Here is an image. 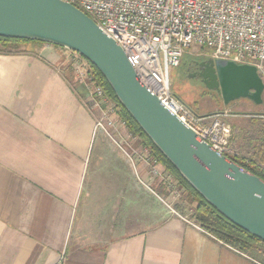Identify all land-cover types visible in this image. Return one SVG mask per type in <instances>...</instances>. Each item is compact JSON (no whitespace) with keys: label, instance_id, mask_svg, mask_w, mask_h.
Listing matches in <instances>:
<instances>
[{"label":"crops","instance_id":"obj_1","mask_svg":"<svg viewBox=\"0 0 264 264\" xmlns=\"http://www.w3.org/2000/svg\"><path fill=\"white\" fill-rule=\"evenodd\" d=\"M75 57L51 45L0 55V264H260L179 210L151 220V196L168 198L148 150L125 126L109 130L120 147L94 129Z\"/></svg>","mask_w":264,"mask_h":264},{"label":"water","instance_id":"obj_2","mask_svg":"<svg viewBox=\"0 0 264 264\" xmlns=\"http://www.w3.org/2000/svg\"><path fill=\"white\" fill-rule=\"evenodd\" d=\"M0 37L58 46L84 58L185 182L231 223L264 241V181L198 142L82 11L61 0H0ZM205 64L206 87L220 89L224 104L239 98L260 103L264 85L254 67L211 59Z\"/></svg>","mask_w":264,"mask_h":264},{"label":"built area","instance_id":"obj_3","mask_svg":"<svg viewBox=\"0 0 264 264\" xmlns=\"http://www.w3.org/2000/svg\"><path fill=\"white\" fill-rule=\"evenodd\" d=\"M61 1L82 11L120 47L142 84L195 133L198 142L226 160L239 156L231 148L232 127L223 119L230 115L193 114L171 95L169 70L179 66L185 49L197 45L209 51V59L254 67L264 79V0ZM76 56L74 78L87 89L92 108L99 113L94 129L120 147L109 133L116 123L125 126L116 105L97 84L88 62ZM146 163L151 178L163 179L154 160L148 156ZM167 189L172 199H180L175 184L168 182Z\"/></svg>","mask_w":264,"mask_h":264},{"label":"trees","instance_id":"obj_4","mask_svg":"<svg viewBox=\"0 0 264 264\" xmlns=\"http://www.w3.org/2000/svg\"><path fill=\"white\" fill-rule=\"evenodd\" d=\"M27 45L34 46L49 44L38 41L0 37V55L16 54L20 52V48L22 46ZM51 46L64 50L58 46ZM88 64L97 84L104 89L107 97L115 103L119 119L124 122V125L129 130L131 136L138 140L142 146L147 148L149 158L156 162L157 168L163 179H160L154 184L153 191L161 197H166L168 195V182H172L180 190V202L192 207L193 214L191 218L195 225L223 246L236 253L248 256L260 264H264V241L250 235L231 223L219 214L213 207H211L193 188L188 185V183L185 182L176 169L167 159H165V157L158 151V149L134 122L132 117L119 104L101 74L94 66L90 63ZM180 65L181 61L179 63V66ZM253 150L252 154L247 157L226 156V158L240 166L243 170L264 181V171L261 169V164L264 159V137L261 138L260 144L253 147ZM175 209L180 210L179 207H175Z\"/></svg>","mask_w":264,"mask_h":264},{"label":"rangeland","instance_id":"obj_5","mask_svg":"<svg viewBox=\"0 0 264 264\" xmlns=\"http://www.w3.org/2000/svg\"><path fill=\"white\" fill-rule=\"evenodd\" d=\"M208 59L209 51L206 48L193 45L183 51L180 61L184 64ZM181 67L183 66L180 65L169 70L171 95L193 114L199 116L213 113L230 115L223 119L231 125L233 130L231 148L238 152L239 157H247L252 154L253 147L260 144L261 138L264 137V90L260 95V103H254L247 98H239L224 104L218 95L200 87L195 81L187 79ZM258 77L264 85V79L259 73ZM100 139V136L96 137V140ZM124 149L126 150V148ZM167 198L166 208L153 195L151 196L150 214L153 222L157 220H154L156 216L160 217L164 212L169 213V208L174 210L175 207H179V211L183 212L182 216L192 220V207L181 203L180 200L172 199L169 190Z\"/></svg>","mask_w":264,"mask_h":264},{"label":"flooded vegetation","instance_id":"obj_6","mask_svg":"<svg viewBox=\"0 0 264 264\" xmlns=\"http://www.w3.org/2000/svg\"><path fill=\"white\" fill-rule=\"evenodd\" d=\"M205 62L206 60L191 61L189 63H184V64L181 63V65L183 66L181 68L183 72L185 73L184 76L187 79H191L195 81L197 84H199L200 87L205 88L206 90L214 93L215 95H218L222 99L220 89L210 90L206 87V85H210V80L208 79L209 68L208 66H206Z\"/></svg>","mask_w":264,"mask_h":264}]
</instances>
